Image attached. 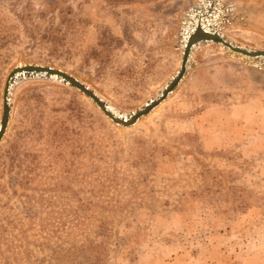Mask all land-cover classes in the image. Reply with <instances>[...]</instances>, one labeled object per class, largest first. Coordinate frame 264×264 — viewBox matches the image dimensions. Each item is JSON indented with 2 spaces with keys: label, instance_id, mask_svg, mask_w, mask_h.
I'll list each match as a JSON object with an SVG mask.
<instances>
[{
  "label": "rangeland",
  "instance_id": "obj_1",
  "mask_svg": "<svg viewBox=\"0 0 264 264\" xmlns=\"http://www.w3.org/2000/svg\"><path fill=\"white\" fill-rule=\"evenodd\" d=\"M196 1L0 0V120L20 64L68 72L121 112L143 107L179 72ZM220 2L233 6L227 40L264 51V0ZM199 48L128 128L75 88L15 86L0 264H264V67Z\"/></svg>",
  "mask_w": 264,
  "mask_h": 264
},
{
  "label": "water",
  "instance_id": "obj_2",
  "mask_svg": "<svg viewBox=\"0 0 264 264\" xmlns=\"http://www.w3.org/2000/svg\"><path fill=\"white\" fill-rule=\"evenodd\" d=\"M198 29V28H197ZM205 42H213L217 44H223L225 48L241 53L245 56H263L264 51H248L239 48L226 41L223 37L215 32L204 33L201 36L192 38L186 48L185 55L183 57L182 69L177 76L166 86L160 97L146 103L143 107L135 110L130 115H124L119 111H114L101 97L89 86L85 85L77 77L65 72L61 69H57L51 66L35 65V64H24L23 66L16 67L8 76L5 90H4V101H3V112L0 121V143L7 131L10 119H11V98L12 92L15 86L25 80H52L66 86L75 88L82 94L87 96L93 103H95L99 109H101L107 117H109L115 124L128 128L135 126L142 118L148 116L155 108H157L163 101L179 87L182 80L185 78L188 69L187 61L191 50L195 49L199 44ZM125 113V112H124Z\"/></svg>",
  "mask_w": 264,
  "mask_h": 264
},
{
  "label": "bare ground",
  "instance_id": "obj_3",
  "mask_svg": "<svg viewBox=\"0 0 264 264\" xmlns=\"http://www.w3.org/2000/svg\"><path fill=\"white\" fill-rule=\"evenodd\" d=\"M198 1V5H196L194 7V10L190 11V13L184 15L183 19H182V25H181V31L183 33V46L182 48L180 49L181 52V58L182 56L184 57L185 55V52H186V48H187V45L189 43V41L194 38L195 36L198 37V36H201L202 34H204L205 32L207 33H212V32H215L217 33L218 35H220L221 37H223L226 41L227 40V37L225 36L224 34V27H223V24L224 23H227V19H226V14L227 12H229L230 10H232L231 5H228L227 6H224L221 4L220 0H197ZM196 1V2H197ZM261 2V1H260ZM263 2V1H262ZM197 4V3H196ZM245 4V3H244ZM258 4V3H257ZM260 4V3H259ZM258 4V5H259ZM262 4V3H261ZM195 5V4H194ZM257 5V6H258ZM231 8V9H230ZM186 16V17H185ZM243 18V17H242ZM230 22V21H229ZM243 25V24H242ZM240 26V25H239ZM249 25H247L248 27ZM245 27V26H244ZM198 28V29H197ZM239 28V27H238ZM231 30V36L235 37L237 36L236 35V32L239 33L236 28H230ZM240 29V28H239ZM249 29V28H247ZM253 29V28H252ZM251 30V29H250ZM259 30V29H258ZM255 31V30H254ZM264 31V30H263ZM242 32V31H241ZM256 32H258L256 30ZM235 33V34H234ZM228 42H231L232 44H234L235 46L239 47V48H242L244 50H248V51H263V50H260V49H250L248 47H245L239 43H236L235 41H228ZM182 44V43H180ZM208 44H211V42H205V43H201V45L199 44L195 49H200L199 47L200 46H206ZM244 44V43H242ZM247 44V43H246ZM180 46V45H179ZM222 46V50L224 51H227L228 53V57L230 58H233V59H242L243 61H245L247 64H258L260 66H263L264 67V57L263 56H245L241 53H237V52H234L232 50H230L229 48H225V46H223V44H221ZM250 46V45H249ZM195 49L191 50V53L189 55V58H188V61H187V69H189V66H190V61H191V58L193 57V55L195 54ZM182 63H183V59H182ZM183 65V64H182ZM182 65H181V68L179 70V72L181 71L182 69ZM20 66H23L20 64ZM19 67V66H18ZM262 67V68H263ZM260 68V67H259ZM179 72L177 74H179ZM177 74L172 78V80L177 76ZM170 80L169 83L172 81ZM7 81V80H6ZM45 83V82H44ZM168 83V84H169ZM167 84V85H168ZM6 85V83H5ZM166 85V86H167ZM166 86L163 88V90L166 88ZM5 90V88H4ZM163 90L154 98L150 99L151 101L152 100H155L156 98L160 97ZM100 97V96H99ZM3 101H4V94H3ZM150 102V101H149ZM164 102V101H163ZM107 103V102H106ZM148 103V102H147ZM108 104V103H107ZM109 105V104H108ZM161 105V104H160ZM159 105V106H160ZM110 106V105H109ZM143 106V105H142ZM158 106V107H159ZM111 107V106H110ZM114 111H119L118 109H115L113 107H111ZM156 109V108H155ZM154 109V110H155ZM137 110V109H136ZM153 110V111H154ZM135 111V110H134ZM133 111V112H134ZM152 111V112H153ZM120 113L124 114V115H130L132 114L133 112H128V113H124V112H121L119 111ZM151 112V113H152ZM150 113V114H151ZM105 114V113H104ZM2 118V117H1ZM1 121V120H0Z\"/></svg>",
  "mask_w": 264,
  "mask_h": 264
}]
</instances>
